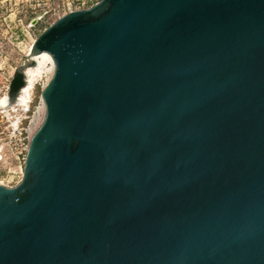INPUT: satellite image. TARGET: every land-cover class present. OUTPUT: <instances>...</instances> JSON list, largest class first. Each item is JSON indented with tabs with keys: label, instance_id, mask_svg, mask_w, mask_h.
Returning a JSON list of instances; mask_svg holds the SVG:
<instances>
[{
	"label": "water",
	"instance_id": "obj_1",
	"mask_svg": "<svg viewBox=\"0 0 264 264\" xmlns=\"http://www.w3.org/2000/svg\"><path fill=\"white\" fill-rule=\"evenodd\" d=\"M36 64L47 84L21 181L0 184V264H264V0L64 14L7 105Z\"/></svg>",
	"mask_w": 264,
	"mask_h": 264
},
{
	"label": "built area",
	"instance_id": "obj_2",
	"mask_svg": "<svg viewBox=\"0 0 264 264\" xmlns=\"http://www.w3.org/2000/svg\"><path fill=\"white\" fill-rule=\"evenodd\" d=\"M53 1L55 0H0V11L3 13L0 14V71L3 69V65L7 64L9 67L7 75L2 76L0 100L2 98L7 99L9 81L17 67V62L14 66L8 62L9 57L4 44L12 41L18 49L22 48L24 52L28 51L36 39L33 27L37 22L47 19L49 15L54 16L51 13H56L59 10L63 12L61 15H57L58 18L75 10L88 8L96 3V0H61L59 4H54ZM33 18H37L35 25L30 24V20ZM27 84L28 72L26 71V84L20 90L17 100L10 105L0 103V113L10 117L7 127L4 129L6 131H3L0 125V134H4L10 153L23 162L33 135L34 118L41 104L39 99L33 105L34 89L38 86L41 92L47 84L45 72L43 79L36 81L34 77L31 86L27 87ZM22 175L23 168L20 167L19 175L14 183L6 174L0 176V184L5 186L16 185L21 181Z\"/></svg>",
	"mask_w": 264,
	"mask_h": 264
},
{
	"label": "rangeland",
	"instance_id": "obj_3",
	"mask_svg": "<svg viewBox=\"0 0 264 264\" xmlns=\"http://www.w3.org/2000/svg\"><path fill=\"white\" fill-rule=\"evenodd\" d=\"M61 0H55L53 1L54 4H59ZM99 0H96L98 2ZM63 11L59 10L56 13H51L54 16H50L46 19L40 20L36 23V25L33 27V33H35L36 37L50 24H52L54 21L58 19L57 15H61ZM0 14H3L0 11ZM1 19V15H0ZM31 21V20H30ZM5 49L7 50V56L9 57L8 62L14 66L17 62V66L23 63L25 55L27 50L24 52V49L18 47L12 43H6L4 44ZM9 70V67L7 64L4 66L3 69L0 71V86L2 83V76L7 75V71ZM35 76L36 81H39L44 78V70L39 67L38 72L34 69L30 71ZM40 96V95H39ZM39 100V97H38ZM37 100V101H38ZM9 116H5L4 113H0V125L1 128L4 130L5 127H7L9 123ZM7 140L4 138V134H0V176L8 174V178L14 183L16 180V177L19 175L20 167L24 168V162L23 160H19L16 158L15 155L10 153L7 146Z\"/></svg>",
	"mask_w": 264,
	"mask_h": 264
},
{
	"label": "bare ground",
	"instance_id": "obj_4",
	"mask_svg": "<svg viewBox=\"0 0 264 264\" xmlns=\"http://www.w3.org/2000/svg\"><path fill=\"white\" fill-rule=\"evenodd\" d=\"M39 67H41V66H40L39 64H36L35 67L27 69V72H28V84H27V87L31 86L32 81H33V79H34V77H35V76L33 75V73H31L30 71H31L32 69H34V70H36V71L38 72ZM25 91H26V90H25ZM0 103H1L2 105H5V104H6V100H5V98H2V99L0 100Z\"/></svg>",
	"mask_w": 264,
	"mask_h": 264
},
{
	"label": "trees",
	"instance_id": "obj_5",
	"mask_svg": "<svg viewBox=\"0 0 264 264\" xmlns=\"http://www.w3.org/2000/svg\"><path fill=\"white\" fill-rule=\"evenodd\" d=\"M39 95H40V88L38 86H36L34 89L33 105L36 104Z\"/></svg>",
	"mask_w": 264,
	"mask_h": 264
}]
</instances>
